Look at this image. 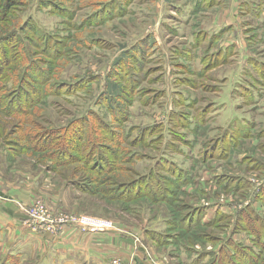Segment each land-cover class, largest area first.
Returning a JSON list of instances; mask_svg holds the SVG:
<instances>
[{"label": "rangeland", "instance_id": "374dc122", "mask_svg": "<svg viewBox=\"0 0 264 264\" xmlns=\"http://www.w3.org/2000/svg\"><path fill=\"white\" fill-rule=\"evenodd\" d=\"M20 1L23 5L12 15L20 13L24 22L33 19L47 36L61 39L66 55L59 60L66 62L58 66L53 59L50 67L53 71L50 84L60 88L57 96L52 95L38 105L37 96L31 94L32 100L19 98L8 114L0 109V199L2 194L16 202L24 214L34 201L44 200L57 228L54 233L55 228L38 230L46 236L61 235L68 227L86 235L124 232L144 250L150 264H199L200 256L214 251L224 232H230L229 222H221L204 233L196 224L195 211L192 221L181 223L179 229H169L168 222L172 219L169 207L174 205L155 201L152 192L160 194L171 180L168 197L180 202V207H207L204 222L212 220L217 211L232 215L251 205L258 208V182L262 184L264 180V88L257 89L258 74L262 75L264 70V25L258 20L264 23V17L256 18L255 14L251 16L242 10L244 29L232 26L227 31L226 27L219 40L208 47L210 38L204 37V32L214 21H219L217 0H209L208 8L203 6L197 13L192 9L196 0H132L129 5L130 0H67L66 4L61 3V8L66 10L63 14L41 9L39 0ZM9 25L14 28L15 24ZM9 37V34L0 37V68L4 62L6 69L9 68L10 58L26 51L22 42L9 43ZM220 44L235 45V55L223 61L217 55ZM140 45L145 51L150 45L148 53L137 54L138 59L146 58L149 62L139 66L142 70L136 77L121 72L123 83L135 96V103L128 108V119L119 122L112 118L99 96L105 91L114 61ZM34 50L32 59L37 61L34 66L46 70L44 51ZM207 52L217 58L209 63L203 77L192 75L201 71L202 56L208 63L212 55L204 57ZM251 62L261 64L260 69ZM8 74L7 70H0V89L4 82L1 78ZM88 76L92 77L91 81L84 79ZM33 87L36 84L30 83L27 91L31 93ZM72 90L73 95H69ZM249 95L253 101H249ZM136 96H142L141 101ZM209 107L212 110L206 124L199 126V134L190 132L179 119L169 124L173 112L177 114L175 118L184 115L192 119ZM88 113L101 121L95 124L102 128L97 129L102 138L98 146L86 142L88 133L82 124L71 123ZM234 120L246 127L253 126L249 135L241 137L235 147L226 145V152H222L220 144L210 150L219 141V134ZM158 125L172 127L179 136L186 135L183 139L191 142L190 145L177 143L183 149L182 155H175L165 147L172 140L166 130L163 145H156L157 134L148 138V142L155 140L150 145L135 143L136 127L156 126L159 130ZM41 128L46 132L40 138ZM126 128L132 132L122 143L119 135ZM50 130H58L56 133L63 134L64 139L56 142ZM107 131L114 134L104 133ZM98 150L100 155L96 159L99 157L100 165L93 161ZM122 150L128 157L120 155ZM129 155H133L132 159ZM163 157L187 171L183 172L188 178L184 190L190 195L193 193L191 200L172 193L177 175L165 170L145 181L156 162V168L167 163ZM252 164L254 168L249 169ZM213 177H222L228 187L224 189L225 185L221 187L213 182ZM238 178L247 183L241 186ZM158 182L159 187H151ZM146 194L151 197H145ZM21 196L30 205L18 204L22 202ZM39 196L42 199H36ZM84 217L106 221L111 227L84 232L80 228ZM64 218L73 219L78 225L64 224L60 220ZM250 222L247 217L241 226L252 229ZM23 224L28 230L38 229L35 224ZM235 238L252 245L247 235L239 234ZM184 239L195 242L189 246L192 251L181 250L182 245H189ZM10 256L11 253L6 254L4 259L10 260ZM115 261L126 264L120 258L112 259L109 264ZM17 263L22 264V260ZM237 264H256V261L251 263L246 258ZM257 264H264V259Z\"/></svg>", "mask_w": 264, "mask_h": 264}, {"label": "trees", "instance_id": "16d2710c", "mask_svg": "<svg viewBox=\"0 0 264 264\" xmlns=\"http://www.w3.org/2000/svg\"><path fill=\"white\" fill-rule=\"evenodd\" d=\"M129 1V0H126ZM67 2V0H39L38 4L41 9L49 10L51 13L56 14H63L66 13V10H63L61 8V3ZM132 0L128 2V5L131 4ZM207 0H198L196 2V11H199L200 8H203V6H207ZM66 4V3H64ZM23 4L20 0H0V37L5 36L7 34L10 35V39L8 40L9 43L13 42H22L20 44L26 46V51L23 55L18 53L17 55L10 58L11 65L9 68L6 69V62H4V66L2 65V70L5 72L6 70L9 72L8 75L3 76L1 80H3V86L0 89V109H2V113L8 114L12 110V104L21 98L25 97L27 100H32L31 94H34L37 96L36 104H44V100H46L48 97L54 95L57 96L60 88H58L54 84H50L53 71L50 69L53 59L58 63V66H62L66 61L65 60H59V58H63L66 53L63 52V45L65 44L61 39H56L54 37L47 36V33L42 32L41 28L35 23L33 19H28L26 22L22 21L20 18V13L16 16H13V11L17 10V8L21 7ZM208 8V6H207ZM13 23L14 28H9V23ZM26 33V34H25ZM27 33L30 34V36H27ZM22 34H25L24 37H22ZM33 36L37 41L35 42L33 39H31ZM221 36V33L211 37L208 40V47L213 45L216 41H218L219 37ZM204 37L205 33H204ZM207 38V37H206ZM27 43H24V42ZM41 42V44H40ZM151 46L154 44V42L149 43ZM197 44V41H196ZM195 44V45H196ZM51 45V46H50ZM149 45V49H150ZM193 45V47L195 46ZM142 45H140L135 50H131L130 52H124L120 56V58H117V60L114 61V63L111 65V71L109 72L107 76L105 91L102 92L99 96L100 101L107 104V108L112 113V118L114 120H117L119 122H125L126 119H128V108L135 103V96L132 94V91L130 92L128 87L123 83V77L122 73H127L131 77H136L139 72H141L142 69L139 68L141 65L147 64L149 61L146 60V58L139 57L138 59L137 54L140 56L145 55V52H149V49L147 50H141ZM235 45H230L229 47L223 48L220 45H218L217 49V55L220 56L223 61H226L228 58L233 57L235 55ZM34 49H40V51H44L45 56V64L47 65V69L35 67L34 63L36 64L37 61L33 60L32 57L35 56V50ZM143 54V55H142ZM138 55V56H139ZM150 55V54H148ZM207 55L209 56V61L206 63V60L203 61V56L201 58L200 64H201V71L194 72L192 75H196L197 77L201 78L204 76V73L207 69V66L209 63L217 58V55L214 54H205L204 57ZM150 60V58H149ZM151 61V60H150ZM259 62V61H258ZM251 64L255 67H258L260 69L261 64L256 62H251ZM142 66V67H143ZM262 75L258 74V80H257V89L264 88V70H262ZM253 77V75H252ZM86 81H91L92 77L88 76V78H84ZM29 80L30 82H28ZM30 83H35L36 87L30 88L31 93L27 91V88H29ZM82 84L85 85L84 81ZM87 83V82H86ZM88 84V83H87ZM83 86V85H82ZM81 87V89L84 87ZM57 89V90H56ZM249 90H246L248 92ZM74 90L72 92H69V95H73ZM248 97V95L246 94ZM142 96H136V99L141 101ZM248 99V98H247ZM253 101V97L249 95V101ZM6 103L7 105H4ZM193 104V103H192ZM191 105H189L187 108L191 109ZM10 105V106H8ZM214 104L212 105V107ZM210 110H212L210 107L209 109L205 110L203 109L200 114L194 118L191 119V117H187L184 115H181V118H175L177 117V114L175 112L172 113V117H170L169 124H174V120L179 119L183 122L184 126L192 133L199 134V126H202L204 123L206 124V118L210 114ZM85 114L82 117L74 118L71 123H75L77 125L82 124L83 128L87 129L88 137H85L87 140V143L97 145L102 142V138L100 137V133H98L97 129H102L99 126H96V123H100V119L96 117L94 114ZM180 116V114H178ZM5 116V115H4ZM195 121V123L193 122ZM238 121V122H237ZM194 125V129H191V127ZM174 126V125H173ZM99 127V128H98ZM159 130H156V126H150L145 128H138L136 127L135 130V143L136 144H143L144 145H150L153 141L156 140V145H163L164 140L166 139L163 132L166 130L168 131L171 136L172 140L165 144V147L172 152L175 155H182L183 149L182 147L178 146L177 143H182L183 145H190L191 142L185 141L183 138L186 136L183 134L182 136H179L176 134V131L172 129V127L169 128H163V126L160 128V125L157 126ZM253 127V126H252ZM251 126H245L243 122H239V120H234L231 122L227 127L226 130H223L219 135V141L216 143V145L212 146L210 150H214L215 147H219V144L222 147V152H226V145L230 146H236L239 139L241 137H245L249 135L251 132L250 129H252ZM5 129L2 128L3 133L5 134ZM43 132H40L39 137L41 138L44 135V128H41ZM48 131V130H47ZM58 130H50V134L54 136V140L60 141L64 139V135L61 133H56ZM131 129H122V133L119 135V137L122 139V143H125L127 138L130 137ZM99 135H98V134ZM104 133H109L110 135H113V132L107 131ZM103 133V134H104ZM101 134V136H103ZM157 134V139L147 141L148 138H150V135ZM8 136V134H6ZM3 137V136H2ZM1 137V138H2ZM180 137L182 139H180ZM260 137V136H258ZM4 138V137H3ZM160 141V142H159ZM134 142V141H133ZM175 142V143H172ZM133 147V146H132ZM92 148V147H91ZM204 148V146H203ZM166 149V150H167ZM96 155L93 156L94 160L97 161V163L100 165L101 162L99 157L96 159L97 155L99 156V150L95 152ZM125 153V154H124ZM212 153V152H211ZM123 155V157H128L126 152L122 150L120 152V155ZM135 155L134 153H132ZM133 155H129L130 159H132ZM90 156V155H89ZM202 157V156H201ZM204 157V156H203ZM165 158V157H163ZM208 158V157H207ZM84 159H87L86 156ZM167 158H165L166 160ZM167 163H162V167L159 168V166L156 168V162L154 169L148 174V178L145 180L146 182L150 179L155 178V175L160 170H165L168 173L172 175H177V179H174L175 182L172 183L173 186H175V190L172 191L173 194L180 193L183 197H185L188 200L192 199V194L190 195L189 192L184 190V187L188 183V178H186L183 172L187 173L186 170H183L180 167H177L175 164H172L169 162V160H166ZM242 164H245V160L241 161ZM166 164V165H165ZM255 165L249 166V169H253ZM182 175V176H181ZM173 179V176H170ZM238 182H242L241 186H244L247 182L245 179L238 178ZM213 182H216L221 187L224 186V189L228 187V183H223V178L219 177H213ZM171 182V180H168ZM169 182L168 188L171 185ZM154 183H156L154 181ZM160 184L158 182V185H152L154 189L156 187H159ZM227 186V187H226ZM150 187V188H151ZM164 188L161 190V193L158 192H152V197H155V201H160L164 205H174L173 207H169L170 214H171V221L168 222L169 229H179L182 225L181 223H188L189 221H192V217L194 212H197L198 219L196 224L198 225V228L202 232L205 233V231H208L209 229L214 228L215 226L221 224V222H229L227 225H229L227 228H231L230 232H224L223 238L220 240L219 246L212 252L200 256L199 264H237V262H244L246 261V258H248L249 261L258 263V260L264 259V180L263 183L260 185L258 194L256 196L257 202H258V208L254 205H251L249 207H246L240 211L234 212V214L229 215L228 213L224 211H217L215 212L214 217L209 222H204L203 217L204 213L207 211V207H198V208H192V207H180V202H173L172 197H168V189ZM152 188V189H153ZM139 193V192H138ZM150 196L149 194H146L145 197ZM151 197V196H150ZM130 199H132L130 197ZM247 217L250 218V223L252 224V229L248 227H242L241 223L244 219ZM226 230V229H225ZM247 235L250 244L248 245L243 243L242 241H238L235 236L237 235ZM200 239V238H199ZM184 241L189 244L188 246H181V250L192 251L189 246H194L195 242L191 241L190 239H184ZM196 242L199 240H195ZM17 260L19 258L10 256V260H3L4 262L2 264H18ZM207 261V262H206ZM193 262V261H192ZM1 264V263H0Z\"/></svg>", "mask_w": 264, "mask_h": 264}, {"label": "crops", "instance_id": "0c3cea01", "mask_svg": "<svg viewBox=\"0 0 264 264\" xmlns=\"http://www.w3.org/2000/svg\"><path fill=\"white\" fill-rule=\"evenodd\" d=\"M196 2L192 4L194 6L192 9L197 13ZM216 3L221 14L217 15L219 21H214L205 30L204 33L208 38L222 34L226 27V30L232 26L244 29L241 26L242 10L251 16L255 14L256 18L264 17V0H217ZM258 21L261 26L264 25L262 21ZM243 24L246 26L245 23ZM229 45L231 44L221 46L225 48ZM1 196L3 199H0V252L2 251L0 260L2 261L6 254L11 253L12 256L22 260V264H109L115 258L122 259L126 264H150L144 250L138 248L133 239L124 232L86 235L78 234L68 227L69 229L61 235L53 237L28 230L23 224L24 212H21L16 202H12L2 194ZM38 198L42 199L41 196L36 199ZM20 199L22 202L18 204L30 205L26 203L25 196H21Z\"/></svg>", "mask_w": 264, "mask_h": 264}, {"label": "built area", "instance_id": "2783aa9c", "mask_svg": "<svg viewBox=\"0 0 264 264\" xmlns=\"http://www.w3.org/2000/svg\"><path fill=\"white\" fill-rule=\"evenodd\" d=\"M260 185H261L260 182H258V190H259ZM25 215L27 217L25 224L32 223L38 226V229L31 228L34 232L39 233L38 230H44L46 228H49V229L55 228V231H53L52 233L57 231V228L54 225L53 219L51 215L49 214V210L42 200L35 201L34 205L30 206L29 211L27 212V214L25 213ZM60 220L61 221L64 220L63 221L64 224H77L73 219H70V218H64ZM80 225H81L80 228L84 232L86 229H90L89 231L93 232L94 230H102V229L111 227V225L106 221H102L98 219H91V218H86V217L81 219ZM111 264H120V263L118 261H115Z\"/></svg>", "mask_w": 264, "mask_h": 264}]
</instances>
